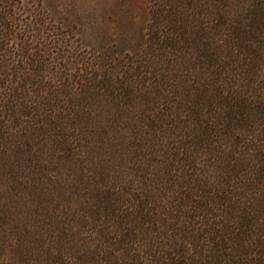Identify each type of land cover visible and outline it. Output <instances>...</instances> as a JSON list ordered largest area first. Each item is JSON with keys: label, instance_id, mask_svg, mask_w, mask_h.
<instances>
[{"label": "rangeland", "instance_id": "obj_1", "mask_svg": "<svg viewBox=\"0 0 264 264\" xmlns=\"http://www.w3.org/2000/svg\"><path fill=\"white\" fill-rule=\"evenodd\" d=\"M261 1L174 0L186 36L169 47L151 42V29L172 28L151 21L168 0H0V20L15 26L2 46L11 56L0 51V73L10 74L0 77V264L251 259L243 240L264 234ZM11 95L24 113L5 114ZM240 99L254 117L227 131L220 103ZM47 100L84 128L40 127L35 110ZM238 217L248 220L241 243ZM127 228L139 238L131 257L113 252ZM192 235L191 246L181 241Z\"/></svg>", "mask_w": 264, "mask_h": 264}, {"label": "trees", "instance_id": "obj_2", "mask_svg": "<svg viewBox=\"0 0 264 264\" xmlns=\"http://www.w3.org/2000/svg\"><path fill=\"white\" fill-rule=\"evenodd\" d=\"M169 4L166 3L165 5L161 4V7L155 6L154 7V11L151 13V21L156 20L157 23L160 22V24H171L172 28H170V30H166V31H161L158 32V28H153L151 29V31L153 32L152 35V39L151 42L153 44H157L158 42H165V44L167 43V46H175V44H177L176 38L181 37V35L186 36V32L183 30L181 33H179L178 30H180L179 24L177 23V14L175 13V5L174 4V0H168ZM176 3V1H175ZM220 3V2H219ZM223 5L221 4L220 7H222ZM166 7V8H165ZM225 8V7H224ZM226 8H230V6H226ZM263 8L264 10V2L261 1L258 5V9ZM226 13H222L220 11V13H216V16H218L217 19L219 20H224ZM261 15L258 14H254L250 19H249V23L250 24H257L263 17H260ZM14 27V28H13ZM13 28V29H12ZM235 29V28H234ZM14 30H15V26H12V24H8L5 20H0V51L3 50V43L5 40H7L8 36L11 39V37H13L14 35ZM236 32H238V28L236 29ZM5 48L7 46V41L4 44ZM59 50L62 49L61 46H59L58 48ZM4 52H6L5 55L11 56V51L8 49H4ZM39 56L41 55V53H44V50L39 49ZM263 57V61H264V54L262 55ZM63 58V57H62ZM61 58V59H62ZM252 63L254 64H261L263 62H261L260 58L258 57H253L252 58ZM264 64V63H263ZM1 73H0V77L1 76H8L10 75L9 73H4L3 71L4 68H1ZM45 70L43 68H38L37 69V73L33 75L38 76L39 73H43ZM20 71H15L14 73L19 74ZM39 72V73H38ZM32 75V76H33ZM27 77V79L25 78V83L28 82L29 76H25ZM29 83V82H28ZM27 83V84H28ZM24 89L23 86H19L17 90H21ZM13 91V89H12ZM30 96V92L27 91V93H25L24 97H21L22 100H26L27 96ZM215 96V94H213ZM7 100L9 102H11V105H9L7 107V110L5 109V114L6 115H11V114H22L24 113V109H27V103H17V104H12V101H17V98L13 95L9 96V98H7ZM31 103V102H30ZM36 104V103H33ZM264 105V104H263ZM39 107V105H37ZM68 106V105H66ZM65 104L63 102H53L51 100H47V102L43 103V105L41 106V109H36L35 113L36 115H39V117L41 118L40 122H38V125L40 127L43 128H52L55 129L56 131H67L68 129H76V130H82L84 128V122L83 118L81 116H70V110L68 107H66ZM36 107V108H38ZM220 111H221V117H222V124L225 128V130H234L235 125L239 124V122L242 123H248L251 122L252 117H254L253 114V110L250 108L249 104H247V102H245L244 100H239L236 104H229L226 103L225 101H221L220 103ZM44 111V112H42ZM20 112V113H19ZM240 114H245L243 118H239ZM264 114V113H263ZM235 115V116H234ZM239 118V119H238ZM54 120V121H53ZM239 121V122H238ZM85 123L89 124V121L87 119H85ZM246 125V124H244ZM246 127V126H245ZM55 143L58 144L61 147H66V145H68V138L63 134H59L56 133L55 136ZM230 173H234L236 171V167L233 166L228 170ZM148 198H150V196H146ZM112 203L111 201L108 202L107 201V205L108 207L111 206ZM144 206V203H141V205L139 206V208L142 211V208ZM112 207V206H111ZM187 205H182L181 208H186ZM196 208L203 210V206H197ZM234 211V209H233ZM145 214V213H144ZM150 212H148L147 215H149ZM146 215V214H145ZM230 217V215H229ZM239 219L236 218V221H239V228H237V230H239L238 233H235L236 235V241L239 240L240 243L242 241V237L244 235V233H246V227L248 226V220L245 218H241L238 217ZM117 221L121 222V218L118 217L116 218ZM124 220V219H123ZM241 227V228H240ZM245 228V229H244ZM132 228H127L124 233L117 235V241H116V245L118 246V248H113V252L115 253H119L120 249L123 248L125 249V253L127 255H129V257H131L133 255V253L135 252L134 248H131V244H136V242L139 241V238L137 237V239H133L132 238ZM213 235L212 232H210V235ZM131 238V241L129 244L126 243V240ZM65 239V238H64ZM196 235H192V236H187L185 237V239L181 240L183 241V243H185L187 246H191L192 243H196ZM66 240V239H65ZM225 240V238H224ZM222 241V239H216L215 240V249H217L218 251L220 250V245L219 243ZM65 245L67 244L66 241ZM243 243H246L244 245L245 248L249 247V249H246V253H243L245 255H247V257L251 258L248 262L244 263H234V264H264V234H259L256 235L254 238H248L247 242H245L243 240ZM236 246H238V242H235ZM130 245V246H128ZM219 246V247H218ZM173 247H176L177 251H180V253H186L183 249L180 248V244L174 242L173 243ZM174 248H170V250H173ZM190 249V248H189ZM192 251V250H191ZM81 253V252H80ZM83 255V254H81ZM81 264V263H79ZM169 264H190L189 262L185 261V260H180V259H176L173 260L172 262H170ZM209 264H215L213 263V261L209 262Z\"/></svg>", "mask_w": 264, "mask_h": 264}]
</instances>
